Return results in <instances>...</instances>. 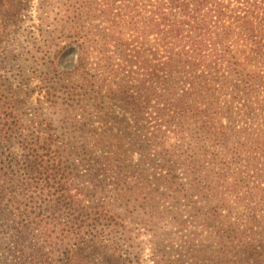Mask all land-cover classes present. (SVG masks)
<instances>
[{"label":"trees","instance_id":"trees-1","mask_svg":"<svg viewBox=\"0 0 264 264\" xmlns=\"http://www.w3.org/2000/svg\"><path fill=\"white\" fill-rule=\"evenodd\" d=\"M62 1L41 77L75 46L97 95L61 129L0 0V264H264V0Z\"/></svg>","mask_w":264,"mask_h":264},{"label":"rangeland","instance_id":"rangeland-1","mask_svg":"<svg viewBox=\"0 0 264 264\" xmlns=\"http://www.w3.org/2000/svg\"><path fill=\"white\" fill-rule=\"evenodd\" d=\"M101 2V1H100ZM25 11L23 14V24L20 25V33L17 38L23 41V46L27 48V52L31 49L32 54L19 57V52L16 61L22 62L25 67H30V73L25 78V82L13 83V87L20 92L24 90L29 94L25 98V103L22 108L28 112H46L49 114V120L55 121V127L63 128V115L65 112H92L88 110L92 104H95L96 92H86L88 86L83 81L79 80L73 72L78 65L79 52L77 47L68 46L58 58L56 64L60 70V74H52L41 77V69L45 54L50 51L60 50L61 44L64 46V28L66 26L65 19L72 18L71 10L65 5L62 0H24ZM105 1V7H107ZM76 33V32H75ZM77 34V33H76ZM15 56V55H13ZM25 60V61H24ZM19 63V64H20ZM91 68L92 65H91ZM95 71V70H92ZM29 84V85H28ZM21 85V88L17 87ZM82 94L81 96L79 94ZM89 94V95H88ZM90 99L86 103H82V97ZM95 100V101H94ZM153 103L155 101L153 100ZM236 106H240L236 104ZM83 108H86L84 110ZM242 108V107H241ZM117 112H128L126 109L117 108ZM223 112V111H219ZM127 121H131L124 115ZM226 123V120H223ZM151 125V124H150ZM142 239L146 240L145 244V259L148 263L151 262L152 249L148 242L147 233L145 230H140Z\"/></svg>","mask_w":264,"mask_h":264}]
</instances>
